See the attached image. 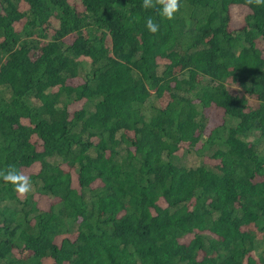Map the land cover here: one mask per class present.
<instances>
[{
	"label": "trees",
	"instance_id": "1",
	"mask_svg": "<svg viewBox=\"0 0 264 264\" xmlns=\"http://www.w3.org/2000/svg\"><path fill=\"white\" fill-rule=\"evenodd\" d=\"M142 4L0 0V264H264V6Z\"/></svg>",
	"mask_w": 264,
	"mask_h": 264
},
{
	"label": "clouds",
	"instance_id": "2",
	"mask_svg": "<svg viewBox=\"0 0 264 264\" xmlns=\"http://www.w3.org/2000/svg\"><path fill=\"white\" fill-rule=\"evenodd\" d=\"M246 2L248 5L264 6V0H246ZM142 7L145 9H156L158 15L171 20L180 10V0H143ZM145 26L152 34H156L160 28V25L152 17L146 19ZM0 180L13 185L15 192L20 197L28 196L33 190L30 176L16 169L14 165L0 168Z\"/></svg>",
	"mask_w": 264,
	"mask_h": 264
},
{
	"label": "rangeland",
	"instance_id": "3",
	"mask_svg": "<svg viewBox=\"0 0 264 264\" xmlns=\"http://www.w3.org/2000/svg\"><path fill=\"white\" fill-rule=\"evenodd\" d=\"M230 13L232 14L231 26L237 27V26L242 25V18H243V15L245 13L244 7H242L240 5L233 6V7L230 8ZM249 138L252 139L253 136L251 135V137H249ZM177 157H178V162L180 163V165L181 164L182 165H196L199 162V160H200L199 158H197L195 156V154H193L191 152L180 153V155H177ZM28 170L29 169H26L25 172L28 173Z\"/></svg>",
	"mask_w": 264,
	"mask_h": 264
}]
</instances>
